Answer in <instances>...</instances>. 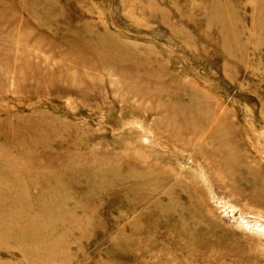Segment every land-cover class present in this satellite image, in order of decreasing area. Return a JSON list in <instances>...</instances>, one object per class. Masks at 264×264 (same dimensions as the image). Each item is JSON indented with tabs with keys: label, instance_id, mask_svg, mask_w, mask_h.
Returning <instances> with one entry per match:
<instances>
[{
	"label": "rangeland",
	"instance_id": "374dc122",
	"mask_svg": "<svg viewBox=\"0 0 264 264\" xmlns=\"http://www.w3.org/2000/svg\"><path fill=\"white\" fill-rule=\"evenodd\" d=\"M0 264H264V0H0Z\"/></svg>",
	"mask_w": 264,
	"mask_h": 264
}]
</instances>
